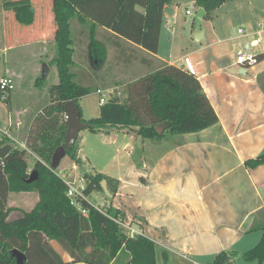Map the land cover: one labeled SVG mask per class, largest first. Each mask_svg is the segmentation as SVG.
Here are the masks:
<instances>
[{
	"label": "crops",
	"instance_id": "obj_1",
	"mask_svg": "<svg viewBox=\"0 0 264 264\" xmlns=\"http://www.w3.org/2000/svg\"><path fill=\"white\" fill-rule=\"evenodd\" d=\"M3 1L0 0V53L5 55L19 43L39 45V60L29 71L26 87L21 74L5 62L0 76L12 82L10 106L14 110V120L8 124L10 131L0 130V139L6 134L19 147L24 146L31 169L37 157L26 147L29 131L35 117L50 105L49 89L58 82L53 62L56 30L47 26L40 30V36L19 38L7 29L8 14L12 12L4 10ZM193 3L195 0H171L165 5L157 54L138 50V56L133 57L131 49L110 39L113 46L107 48L105 62L111 70L108 87L98 88L112 89L117 80H136L153 73L160 65L185 69L186 64L218 118L217 124L206 130L165 134L160 142L142 140L135 128L95 133L104 134L112 145L119 144V137L124 140L122 151L128 160L119 174H96L116 181L115 197L104 205L123 212L127 224L154 243L156 264H211L215 255L223 251L235 252L238 259L261 238L260 231L250 229L264 226V165L252 169L245 165L247 160L264 154V0H227L213 11L224 9V19L212 13L206 27L205 20L202 21L203 39L199 42L193 38V21L188 22L190 17L185 15V9ZM234 16L239 17L237 24L233 22ZM239 28L249 32L250 39H255L257 33L261 38L255 48L259 61L245 74L234 65ZM83 54L81 47L82 67ZM42 63L49 68L44 82L39 81ZM82 70L80 80L85 83L90 73L86 68ZM23 94L32 102L20 110L14 108ZM79 106L85 120L99 116L96 93L79 99ZM80 152L79 149L77 157L82 164ZM63 160L59 173L77 170L71 159ZM79 182L84 186L83 178ZM37 201L36 191L9 194L8 206L18 209L10 217L17 214L15 219L21 211L29 212ZM63 260L68 262L69 257Z\"/></svg>",
	"mask_w": 264,
	"mask_h": 264
},
{
	"label": "trees",
	"instance_id": "obj_2",
	"mask_svg": "<svg viewBox=\"0 0 264 264\" xmlns=\"http://www.w3.org/2000/svg\"><path fill=\"white\" fill-rule=\"evenodd\" d=\"M226 1L195 0V5L204 10V20H208ZM170 2L53 0L52 14L56 25L53 62L58 82L49 89L50 105L35 117L29 131L26 147L37 157L33 167L29 168L25 149L6 134L0 139V264H18L16 252L23 256L21 264H156L154 243L149 238L143 235L129 238L123 232L119 224L124 219L123 212L106 205L97 210L85 199L81 201V208L86 214H82L70 204L66 184L49 166L55 149L63 144L67 130L64 104L73 101L81 114L79 99L100 88L90 86L91 75L85 83L81 82V77L77 81L72 71L76 48L78 52L83 48V63L89 70L105 66L107 48L113 46L110 39L131 49L133 57L138 56V50L157 54L162 13ZM3 8L14 12L18 24L28 26L33 23L34 13L28 0H4ZM73 20L79 25L75 41L71 30ZM131 80L128 77L115 82L116 88L126 87L123 101L110 99L100 107L97 118L85 120L81 114V121L89 124L90 132L135 128L142 140L160 142L165 134H192L217 124V115L199 81L189 72L160 65L153 73ZM39 81L45 79L39 78ZM106 84L104 88L108 87ZM2 96L5 97L2 99ZM0 100L10 106V92L0 91ZM164 125L167 128L159 134L155 127ZM76 142L66 156L80 166ZM245 165L251 169L264 165V154L247 160ZM29 170L30 173L36 170L38 174V179L32 183L26 182ZM82 178L85 197L92 191L103 192L102 181H105L108 198L115 197V180L102 174H83ZM33 191L38 193V201L32 210L21 211L19 217L8 220L11 213L18 210L8 206L9 194ZM250 231H260L261 238L240 257L248 263L264 264V226L252 227ZM51 241L68 255V262L55 251ZM236 257L235 252L223 251L215 255L211 264H232Z\"/></svg>",
	"mask_w": 264,
	"mask_h": 264
},
{
	"label": "rangeland",
	"instance_id": "obj_3",
	"mask_svg": "<svg viewBox=\"0 0 264 264\" xmlns=\"http://www.w3.org/2000/svg\"><path fill=\"white\" fill-rule=\"evenodd\" d=\"M10 1H17V0H10ZM28 1L34 13L33 23L28 26L18 24L14 16H11L12 14L14 15V12L12 10H9V13L12 12V14H8L11 19V20L7 19L8 31L12 29V33H16L19 38L30 39L31 36L34 34L36 36L37 35L40 36L41 35L40 30H45V27L47 26H50L53 30H56V25L53 20V14H52L53 0H28ZM213 15H219L220 20L224 19L225 18L224 9L220 10V12L213 13ZM233 15L235 14L233 13ZM187 20L188 22L193 21L192 18H187ZM237 21L239 22V17L234 16L233 17L234 24H237ZM203 23L205 27L208 24L206 20ZM78 26L79 25L76 23L75 20L71 22L72 39L74 41L76 35L75 32L77 33L79 29ZM235 29L236 28L234 27V31ZM33 41L37 42V40L35 39ZM38 48L39 45L37 43L36 45L19 43L17 47L12 48L5 55H3V53H0V76L3 74L4 62H5L7 66L11 67L15 72L21 74L22 82L26 87L28 84L29 71L31 70L34 61L39 60L36 56V51H37L36 49ZM78 59H79V52L78 49L76 48V52L73 56V60L75 61L76 65L72 69V71L76 74L77 81L79 82V80L81 79L80 77L83 74L82 69L85 68L86 64L84 65V63H82L83 64L82 67ZM41 61L45 62V60L44 61L41 60ZM43 64L45 63H42V65ZM42 65H41V69H42ZM86 70L89 71V73H91L90 75L92 79L90 81V86L92 87L98 86L100 88H104L111 74V70L108 68V66L105 65L99 70H93V69L89 70V68H86ZM39 77L41 78V73ZM117 88L122 93V95L120 96V101H123L126 98V87L125 85H121ZM24 94L17 100V102H15L13 106L14 108L20 110L21 107L32 102V101L28 102V99H25V97H23ZM13 113L14 110L11 109V106H8L7 103L0 100V130L4 131L8 129V131H10V128H8V124L9 122L12 123L14 120ZM26 120H27V116L24 118V121ZM116 141L119 144L112 145L111 143L105 140L104 134L96 135L95 133L90 132L88 129H84L80 131L79 139L76 142V149L77 151L79 149L81 150L80 154L84 162H82V164L78 166L77 170L74 172L71 171L68 173L64 171L65 172L64 174L68 175L69 181H74L75 186H80L83 185L82 182L81 183L79 182V180L82 179L83 174L92 175V174H96V172H101L108 174L110 176L115 174L118 175L119 170L122 168V166L126 165L128 159L127 157H125L124 152L122 151V147H123L122 143L124 140H122V138L119 137ZM66 158L69 157L66 156ZM29 163L31 164L32 161L30 160ZM64 163L65 160H63L60 167L56 169V172H59V170L63 168ZM87 198L94 207L103 206L105 202L110 200L108 198V195H106L104 191L103 192L92 191ZM16 215L17 214H13V216L9 217L8 220H12L13 217ZM121 223L122 224L120 225V227L122 228L125 235H127V237L131 233V231H136L135 229H133L131 224H127V221L125 220V216ZM50 244L55 249V251L61 255L63 259L68 258L67 254L56 244V242L51 241ZM235 260L236 262L234 264H238V263L252 264L245 262L241 257Z\"/></svg>",
	"mask_w": 264,
	"mask_h": 264
},
{
	"label": "built area",
	"instance_id": "obj_4",
	"mask_svg": "<svg viewBox=\"0 0 264 264\" xmlns=\"http://www.w3.org/2000/svg\"><path fill=\"white\" fill-rule=\"evenodd\" d=\"M196 11L197 10L195 4H192L191 6L185 9V15L193 19ZM250 37L251 34L247 32L244 28L237 29V36L235 39L239 42L235 52L234 65L237 68L244 69L246 71L254 67L259 61V55L255 52V48L261 42L260 33H257V37L255 39H250ZM243 38H245V40H242ZM183 70L189 72L188 68L186 67V64H185V69ZM12 89H13V85L9 78L4 77L0 79V91L6 93V92H11ZM95 93L98 96V104L100 107L105 103H107L110 99L113 98L120 99V96L122 95L121 91L118 88H112L107 90L98 89L97 91H95ZM4 97L5 96H2V99ZM64 119L66 120V116H64ZM20 148L26 150L24 146ZM49 169L53 171L57 176H59V178L66 184L67 186L66 197L69 199L70 204L75 208H77L78 210H80L82 214H86V211L81 208V201L86 199V197L83 195L84 186L83 185L75 186L74 181H69L68 175H65L64 173L56 172V169L52 170L50 166ZM30 171L31 170H29L28 172L30 173ZM94 208L100 210L99 207H94ZM119 224L121 225L122 223L119 222ZM138 235L139 234H137L135 231H131L128 237L134 238Z\"/></svg>",
	"mask_w": 264,
	"mask_h": 264
},
{
	"label": "water",
	"instance_id": "obj_5",
	"mask_svg": "<svg viewBox=\"0 0 264 264\" xmlns=\"http://www.w3.org/2000/svg\"><path fill=\"white\" fill-rule=\"evenodd\" d=\"M204 18H205V12L203 9L199 8L196 11L193 19V24H194L193 38L197 42L203 39V30L201 29V23L204 20ZM48 70L49 68L47 67V65L43 64L41 69V79H45L47 77ZM245 72L246 70L244 69H240L239 71V73L242 74H245ZM64 113L67 121V130L65 132L63 144L55 149L51 157L50 168L52 170H55L59 167L60 162L66 157L67 151H69L74 146L75 142L78 139L79 132L84 129H88L90 127L89 124L81 121L80 111L73 101H68L64 104ZM166 128L167 126L165 125L155 127L156 131L159 134H162ZM37 179H38V174L36 170H33L29 174V177L26 180V182L32 183ZM101 186L105 194L108 195L105 181L101 182ZM16 255H17V263L21 264L23 260V256L19 252H16Z\"/></svg>",
	"mask_w": 264,
	"mask_h": 264
}]
</instances>
